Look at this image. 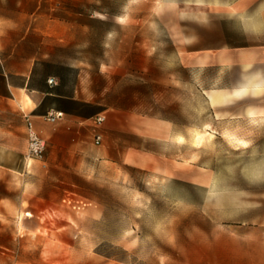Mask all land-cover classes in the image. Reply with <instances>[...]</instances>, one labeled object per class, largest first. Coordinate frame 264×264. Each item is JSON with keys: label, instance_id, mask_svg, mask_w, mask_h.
Listing matches in <instances>:
<instances>
[{"label": "rangeland", "instance_id": "rangeland-1", "mask_svg": "<svg viewBox=\"0 0 264 264\" xmlns=\"http://www.w3.org/2000/svg\"><path fill=\"white\" fill-rule=\"evenodd\" d=\"M219 1L0 0L5 50L16 40L83 113L44 121L25 167L23 117L0 107V264H226L237 225L264 238V120L212 103L237 85Z\"/></svg>", "mask_w": 264, "mask_h": 264}, {"label": "crops", "instance_id": "crops-1", "mask_svg": "<svg viewBox=\"0 0 264 264\" xmlns=\"http://www.w3.org/2000/svg\"><path fill=\"white\" fill-rule=\"evenodd\" d=\"M226 12V42L225 52L221 53L219 59L226 63V69L237 66V85L231 83L226 89H218L213 93L212 103L226 102V117L231 115L228 105L239 100L245 109V116L264 120V0H222L219 1ZM7 16L4 10H0V17ZM6 31L0 25V107L3 111H13L22 115L32 117L35 128L38 131H48L49 126L45 124L42 116L50 110H62L65 113L63 119L59 120L58 128L68 129L69 117H80L73 112H67L59 107V99L78 100L74 94L60 91L62 81L53 73H45L40 70L38 58L34 55L23 56L16 52L17 41L11 51L5 47L13 42H8ZM45 61H50L44 59ZM26 62V66H24ZM54 78L56 82L49 84L48 79ZM234 82V78H231ZM231 88V89H230ZM244 99V100H243ZM242 101H245L242 103ZM74 108L73 110H78ZM24 129H25V120ZM99 131V129H95ZM101 133V132H100ZM102 134V133H101ZM102 141V140H101ZM2 144V143H1ZM9 147V146H7ZM27 149L25 137L24 147L19 149L22 162L25 167L24 154ZM49 166L54 164V158L46 157ZM10 170L8 165H0V173ZM0 176H2L0 174ZM65 201V199H63ZM83 205L72 204L73 208H84L88 203L82 201ZM68 205V204H67ZM70 206V205H69ZM241 223L236 229L242 232L229 234L232 240L244 241L238 252L230 250L226 253L227 258L239 257L238 260H226V264H264L261 257L264 256V248L251 246L252 241L264 240L262 234L255 238L245 231L246 226ZM255 228V227H254ZM256 239V240H255Z\"/></svg>", "mask_w": 264, "mask_h": 264}, {"label": "built area", "instance_id": "built-area-1", "mask_svg": "<svg viewBox=\"0 0 264 264\" xmlns=\"http://www.w3.org/2000/svg\"><path fill=\"white\" fill-rule=\"evenodd\" d=\"M56 80L54 78H49L48 83L54 84ZM65 113L62 110H50L45 113L42 118L48 123H56L59 120L63 119ZM94 127L98 128L105 119V116L102 113L96 114L93 118ZM25 120V132L27 136V149L24 154L25 164L28 165L31 160L42 159L45 151V139L38 131L33 123L32 117L29 115L24 116ZM94 142L99 144L102 140V134L99 131H94Z\"/></svg>", "mask_w": 264, "mask_h": 264}, {"label": "trees", "instance_id": "trees-1", "mask_svg": "<svg viewBox=\"0 0 264 264\" xmlns=\"http://www.w3.org/2000/svg\"><path fill=\"white\" fill-rule=\"evenodd\" d=\"M60 81H61V77H60ZM58 101H59L58 105L61 106L62 109L66 110L67 112H70V113L73 112V113H76L78 115L83 116V113H82V111L80 109L82 106H80L79 109L76 110V111L73 110L74 108L71 107V104L75 103L74 100L59 99ZM84 105L85 106H92L91 104H84Z\"/></svg>", "mask_w": 264, "mask_h": 264}]
</instances>
